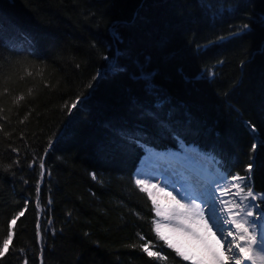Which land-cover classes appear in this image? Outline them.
Returning <instances> with one entry per match:
<instances>
[{
	"label": "trees",
	"instance_id": "1",
	"mask_svg": "<svg viewBox=\"0 0 264 264\" xmlns=\"http://www.w3.org/2000/svg\"><path fill=\"white\" fill-rule=\"evenodd\" d=\"M260 17L264 0H0V245L29 202L0 264H41V254L44 264H189L157 241L132 173L145 146L175 150L181 139L215 155L228 176L245 175L246 123L264 137ZM244 24L247 34L230 37ZM105 55L128 72L106 70L90 89L112 61ZM146 58L159 96L130 78ZM78 95L88 101L69 124ZM135 128L140 145L117 148L115 133ZM257 160L252 183L264 193V149ZM138 233L167 260L130 247L143 242Z\"/></svg>",
	"mask_w": 264,
	"mask_h": 264
},
{
	"label": "snow or ice",
	"instance_id": "2",
	"mask_svg": "<svg viewBox=\"0 0 264 264\" xmlns=\"http://www.w3.org/2000/svg\"><path fill=\"white\" fill-rule=\"evenodd\" d=\"M259 22L264 25V17L259 18ZM249 24H244L235 33H230V37L239 36L241 33L247 34ZM112 39L119 43L121 36L118 28H113ZM220 40L226 37L218 38ZM4 46V41L0 39V47ZM200 47V46H198ZM207 47V45L203 46ZM119 52V49H117ZM105 60H112L110 70L113 74H124L128 69L120 66L117 60L108 55ZM150 63V58H146L143 64H138V74L133 73L130 78L138 83H142L144 90L149 95L159 96V89L154 83L155 73L146 71V66ZM31 73H29L30 75ZM102 73L97 72L93 77V83L89 85L92 89L95 82L99 80ZM208 78L214 77L215 73L208 70ZM23 96H17L13 103L18 104L23 100ZM88 95H78L72 103L67 106L69 124L71 118L76 115L82 105L87 104ZM157 122L160 130L165 132L166 121L158 119L156 115L147 117ZM249 133L254 142L251 145L249 159L245 165V175L239 173L228 176L216 168L212 171L205 169L206 180H202L199 174L185 176L182 172H175L171 175L161 172L159 179L164 184L152 183L156 176L150 178H138L143 169H138L134 176L135 186L147 194L151 201V210L154 217L151 219V231L155 233L157 241H163L168 249H171L177 257L189 264H264V193L254 191L252 178L254 171L260 166L257 160L258 150L264 149V137L254 125L246 123ZM144 129H121L116 135L117 148L124 146H139ZM60 134L57 133L56 139ZM54 140H49L45 154L53 146ZM13 152L18 149L13 148ZM159 155V154H156ZM209 165L218 164L214 157L206 158ZM18 165L19 160L13 161ZM33 163L29 164L31 168ZM8 165L7 168H11ZM41 177L45 172L44 157H40ZM92 178L97 179L96 173H92ZM179 185V187H177ZM171 187L173 190L169 191ZM39 182L37 184V195H39ZM28 200L24 201V209L19 211L9 222L6 238L0 245V258H4L10 252V245L14 239L13 227L20 217L25 215L28 207ZM37 207L39 203L37 202ZM39 235V224H37ZM219 234V235H217ZM140 241L138 245L143 253L156 261H166L167 257L161 251L153 250L157 247L151 240H145L141 234H137ZM231 237V240L228 238ZM25 264H28L25 260ZM41 264H44L41 254Z\"/></svg>",
	"mask_w": 264,
	"mask_h": 264
},
{
	"label": "bare ground",
	"instance_id": "3",
	"mask_svg": "<svg viewBox=\"0 0 264 264\" xmlns=\"http://www.w3.org/2000/svg\"><path fill=\"white\" fill-rule=\"evenodd\" d=\"M193 155L195 157V160H193L192 162L187 161L185 164H183L181 160L170 162V159H166L165 157L153 161L154 163H152L151 165L148 163V161H146V156L143 155L138 163L139 168H142L144 171V177L142 179L156 176L158 177V179H153L151 182L161 183V186H164V184L161 182V179H159L160 173L166 172L165 175H167V173L171 175L173 171H175V172H182L185 176H192L199 174L202 180H206L207 173L205 172V169L212 171V169L216 167L214 165L208 164L206 159L208 157H206L203 153H195ZM189 167H191L192 169L190 170ZM228 239L231 240V237H229ZM261 255H264V252H262ZM249 263L251 264V262ZM258 264H260L259 261Z\"/></svg>",
	"mask_w": 264,
	"mask_h": 264
},
{
	"label": "rangeland",
	"instance_id": "4",
	"mask_svg": "<svg viewBox=\"0 0 264 264\" xmlns=\"http://www.w3.org/2000/svg\"><path fill=\"white\" fill-rule=\"evenodd\" d=\"M111 63H112V61L105 68H110ZM105 68H103V69H105ZM195 153H201V152L196 146H194L192 144L187 145L181 139L178 140L177 149L173 153L160 152V151H156V150H153V149H150L147 147L145 148V151H144V155L146 156V161H148V163L150 165L152 163H154L153 161H155L157 159L165 158V157H166V159H170V162L181 160L182 163L185 164L187 161L192 162L193 160H195V157L193 155ZM156 154H159V155H156ZM206 157H209V156H206ZM171 164H173V163H171ZM214 166H215V164H214ZM215 167L218 170H220L219 167H217V166H215ZM138 169H141V168H139V164H138L135 172L132 175L133 181H134L135 173H137ZM189 169H192V168L189 167ZM220 171H222V170H220ZM143 177H144V171L139 176V178H143ZM177 187H179V185H177ZM168 190L172 191L173 189L171 187H169Z\"/></svg>",
	"mask_w": 264,
	"mask_h": 264
},
{
	"label": "water",
	"instance_id": "5",
	"mask_svg": "<svg viewBox=\"0 0 264 264\" xmlns=\"http://www.w3.org/2000/svg\"><path fill=\"white\" fill-rule=\"evenodd\" d=\"M114 27H116V25L113 26V27H111L110 30L112 31ZM109 69H110V68H105V69H102L100 72L103 73L104 71L109 70ZM55 141H56V138L54 139V142H55ZM40 217H41V214L39 215L38 220L40 219Z\"/></svg>",
	"mask_w": 264,
	"mask_h": 264
}]
</instances>
